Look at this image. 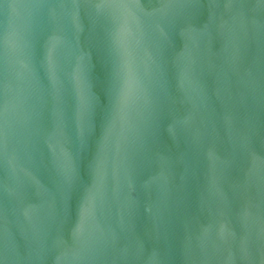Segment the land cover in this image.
<instances>
[{"label":"water","instance_id":"95a60500","mask_svg":"<svg viewBox=\"0 0 264 264\" xmlns=\"http://www.w3.org/2000/svg\"><path fill=\"white\" fill-rule=\"evenodd\" d=\"M0 264H264V0H0Z\"/></svg>","mask_w":264,"mask_h":264}]
</instances>
